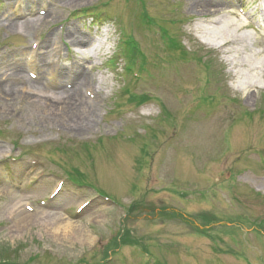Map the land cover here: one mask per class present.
<instances>
[{
  "label": "rangeland",
  "instance_id": "rangeland-1",
  "mask_svg": "<svg viewBox=\"0 0 264 264\" xmlns=\"http://www.w3.org/2000/svg\"><path fill=\"white\" fill-rule=\"evenodd\" d=\"M221 1L245 10L243 47L207 43L190 0H0V88L11 85L0 95V264H264V31L251 0ZM73 23L104 41L84 63L101 83L82 89L97 106L81 131L21 93L40 76L37 57L68 73ZM126 38L144 55L137 78L124 72ZM125 89L152 100L138 107ZM60 218L91 242L52 234Z\"/></svg>",
  "mask_w": 264,
  "mask_h": 264
},
{
  "label": "bare ground",
  "instance_id": "bare-ground-1",
  "mask_svg": "<svg viewBox=\"0 0 264 264\" xmlns=\"http://www.w3.org/2000/svg\"><path fill=\"white\" fill-rule=\"evenodd\" d=\"M78 0H56V4L61 2L62 4L68 5L72 2H76ZM254 3L253 8L248 12L249 17L254 18L256 20V25L259 26L261 30L264 31V0H251ZM191 6L190 8L196 10L200 13V17L202 19V24L199 26V30L201 32L202 37L205 39L207 43L214 42L217 48L221 47H233L240 46L243 47L245 42L249 40V36L240 34L244 29L251 28V24L244 21L243 11H228V8L219 9V6H222L223 2L221 0H190ZM230 7L232 6L231 2L227 3ZM229 7V8H230ZM243 7V5L241 6ZM227 11L228 13L237 19V23H231L227 20ZM243 12V13H242ZM5 14L7 17L10 26H19L23 27L28 24L30 20H25L22 24H16L12 20V16ZM218 16V20L212 19L211 17ZM44 18H38L37 21L43 20ZM88 32H83L79 30L78 25L75 23L68 26L65 30V37L70 42L71 46L78 48L76 53L73 54V58H75L76 62L72 63V67L68 70V73H64V69H59L60 72L56 73L55 68L53 66H46L45 57H37L35 61V67L38 71L37 73L44 77L49 75L51 79L55 78L57 82V87L61 89L60 93L57 95L49 96V92L45 89L37 85V80H40L36 76V82L23 78V86L21 87V93L27 95L31 99L35 100L37 105L43 108V111L49 113L50 118L58 119L65 124H72L74 129L81 131L86 129L91 124V119L94 117L95 112L94 108L97 106V98L93 94L94 90H91L89 96L84 95L82 92L83 88L86 90L91 85L101 83L99 79L90 75L84 69V63H91L92 59H96L102 54V49L104 48V41L102 39H96V42L90 39ZM260 33V32H259ZM260 40L257 47L264 48V33H261ZM102 40V41H100ZM51 45L52 41L48 40L44 43L40 48H45L47 45ZM57 50V48H56ZM85 51L89 53L85 54ZM59 51H55V54L58 55ZM261 53V52H260ZM245 61H250L249 57L245 58ZM264 63V62H263ZM264 65V64H263ZM17 68H11L12 71H20L18 66ZM20 67V66H19ZM264 67V66H263ZM261 66V68H263ZM54 69V70H53ZM256 70V68H253ZM264 69V68H263ZM90 71V69H89ZM264 70L262 71V73ZM18 78V77H17ZM42 79V78H41ZM33 83L32 87L30 84ZM254 84L253 78L248 77L244 81H240L239 86L243 89L248 87H253ZM2 85L0 88V95L6 98L10 92L11 85ZM37 85V86H35ZM88 92V90H87ZM99 90L95 92V94H99ZM49 93V94H48ZM17 173V172H16ZM80 228V229H79ZM80 230V231H79ZM52 234L55 236H62L64 239H68V237H73L77 239L79 242L90 243L91 238L87 234V231H82V227H74L67 219L60 218L59 221L53 226Z\"/></svg>",
  "mask_w": 264,
  "mask_h": 264
},
{
  "label": "trees",
  "instance_id": "trees-1",
  "mask_svg": "<svg viewBox=\"0 0 264 264\" xmlns=\"http://www.w3.org/2000/svg\"><path fill=\"white\" fill-rule=\"evenodd\" d=\"M128 45H129L127 47L128 53H130L131 55H134L136 48L132 44H128Z\"/></svg>",
  "mask_w": 264,
  "mask_h": 264
}]
</instances>
